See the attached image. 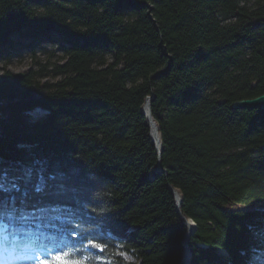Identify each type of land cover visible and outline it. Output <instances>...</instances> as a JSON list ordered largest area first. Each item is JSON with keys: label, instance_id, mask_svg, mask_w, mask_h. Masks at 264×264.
I'll return each instance as SVG.
<instances>
[{"label": "trees", "instance_id": "trees-1", "mask_svg": "<svg viewBox=\"0 0 264 264\" xmlns=\"http://www.w3.org/2000/svg\"><path fill=\"white\" fill-rule=\"evenodd\" d=\"M45 41L63 54L55 79L0 75V158L41 160L63 188L18 200L4 223L99 247L105 264H180L171 185L195 223L185 264L262 259L264 109L232 103L264 93V0H0V61Z\"/></svg>", "mask_w": 264, "mask_h": 264}, {"label": "rangeland", "instance_id": "rangeland-1", "mask_svg": "<svg viewBox=\"0 0 264 264\" xmlns=\"http://www.w3.org/2000/svg\"><path fill=\"white\" fill-rule=\"evenodd\" d=\"M245 1H249V3L251 4L255 0H245ZM13 37L18 38V35L14 33ZM17 49L18 50L14 52V54L8 61H5V60L0 61V75L5 70H10L12 72H26L27 70L32 69V70L38 71V73H36V76H37V79H39L40 81H52L53 79H55L52 76L51 70L55 63H59L63 61V54L59 50V44L57 41L55 42L45 41V42H41L40 44L36 45L34 48L23 46ZM40 67L44 69L45 72L40 71L41 69ZM149 96L151 98L152 95H149ZM147 100L148 98H146L145 101ZM149 104H150V100L148 101V111H149ZM43 112L44 110L42 108H36L34 111H32L34 115H39ZM150 127H151V133H152L151 136H153L152 139L154 138L153 140L157 142L158 136L153 131V125H151ZM154 135L157 137V139H155ZM171 187L172 186L170 185V189ZM259 204H264V202L259 203ZM51 219H54V218L51 217ZM53 222L54 221H46L45 222L46 226H42V227H48V226L52 227ZM30 240L32 242L34 241L33 238H31ZM44 249L52 250L47 256H45V259L49 260L50 264H105V261L102 258V256L97 254V253H100L101 251L100 248L99 247L95 248L90 244L85 245L84 252L81 249L78 250V248L76 247L75 249H73L71 245H68L66 243H57L55 245H50L46 248H43V250ZM56 249H59V251H56ZM71 253H73V256L71 255ZM75 253L76 254L84 253V254L82 258H77ZM219 253L220 254L226 253V255H228V252L225 249L221 250V252ZM260 254H261L260 257H262V259L257 258L255 262H253L254 264H264V248L260 250ZM36 256H37V253L29 254L28 256L23 258L22 261H19L17 259V261H14V263H11V264H35ZM125 256L127 259H130V260L133 258L129 254H126Z\"/></svg>", "mask_w": 264, "mask_h": 264}, {"label": "snow or ice", "instance_id": "snow-or-ice-1", "mask_svg": "<svg viewBox=\"0 0 264 264\" xmlns=\"http://www.w3.org/2000/svg\"><path fill=\"white\" fill-rule=\"evenodd\" d=\"M61 179L59 174L50 172L48 165L41 160H33L23 165H9L0 158V248L17 240L16 231H9L8 224L4 223L5 218L9 221L13 219V213L9 209L18 200L23 203L24 198L32 193L47 195L55 189L63 188ZM51 251L44 249L37 253L35 264H50L44 257Z\"/></svg>", "mask_w": 264, "mask_h": 264}, {"label": "water", "instance_id": "water-1", "mask_svg": "<svg viewBox=\"0 0 264 264\" xmlns=\"http://www.w3.org/2000/svg\"><path fill=\"white\" fill-rule=\"evenodd\" d=\"M13 74H14V79H21L24 76V72H13ZM0 101H1V99H0ZM232 106L234 108H259V109H264V93L261 94V95L252 97V98H244V99L236 100V101H234L232 103ZM149 115H150V119H152V121H153V124L155 126V131L157 133L158 132V125H157L156 121L151 117V111H149ZM158 134H159V132H158ZM159 139L160 140H159L158 144L156 143V146L158 148H160V146H161V136H160V134H159ZM171 190L173 191V193L175 195V198H176L177 209H178L181 217L186 220L187 218L185 217V215L180 210L182 197L181 196L177 197V192H176L177 190L175 188L171 187ZM194 226H195V224H194ZM193 229H194V227H193ZM193 229L189 231L190 234L193 232ZM185 237H186V234H185ZM190 255H191L190 250H187L186 254L183 257V259L180 262V264H185L189 260Z\"/></svg>", "mask_w": 264, "mask_h": 264}, {"label": "bare ground", "instance_id": "bare-ground-1", "mask_svg": "<svg viewBox=\"0 0 264 264\" xmlns=\"http://www.w3.org/2000/svg\"><path fill=\"white\" fill-rule=\"evenodd\" d=\"M263 94V93H262ZM261 95V94H260ZM147 98H149L147 101H145V103L143 104V107H142V109L144 110V112H145V115L148 117V121H149V123H150V126L151 125H153V131H154V133L158 136V139H157V137L155 136V139H157V144H158V141L160 140L159 139V134H158V132L156 133V131H155V126H154V124H153V121H152V119H150V115H149V111H151L150 110V104H149V111H148V101L149 100H151V98H152V96H151V98H150V96H148ZM244 99V98H243ZM151 117H152V115H151ZM152 134V133H151ZM153 137V136H152ZM154 139V138H153ZM177 192V197H180V193H179V191L177 190L176 191ZM189 219V220H188ZM186 222V224H187V226H188V229H187V231H186V237L184 238V245H185V254H186V251L187 250H189V247H188V237H189V235H190V233H189V231L190 230H192L193 229V227L195 228V226H194V221L192 220V219H190V218H187L186 220H185ZM185 254H184V256H185ZM183 256V257H184Z\"/></svg>", "mask_w": 264, "mask_h": 264}]
</instances>
